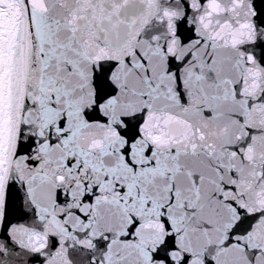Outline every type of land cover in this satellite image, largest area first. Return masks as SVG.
Masks as SVG:
<instances>
[{"label": "snow or ice", "instance_id": "snow-or-ice-1", "mask_svg": "<svg viewBox=\"0 0 264 264\" xmlns=\"http://www.w3.org/2000/svg\"><path fill=\"white\" fill-rule=\"evenodd\" d=\"M0 264H264V0H0Z\"/></svg>", "mask_w": 264, "mask_h": 264}]
</instances>
